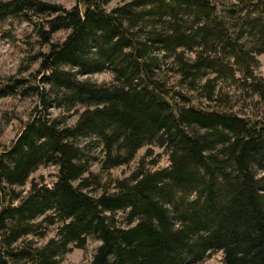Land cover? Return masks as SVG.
<instances>
[{
  "label": "trees",
  "instance_id": "trees-1",
  "mask_svg": "<svg viewBox=\"0 0 264 264\" xmlns=\"http://www.w3.org/2000/svg\"><path fill=\"white\" fill-rule=\"evenodd\" d=\"M111 1L0 0V24L21 18L48 45L36 55V85L0 75V99H39L0 153V264H62L68 244L85 248L89 236L100 241L91 264H199L215 252L224 264H264V118L233 113L237 100L207 76L222 49L264 52V0H221L220 10L218 0H125L108 9ZM245 26L255 41L249 52L239 41ZM60 31L67 37L54 40ZM105 71L113 82L82 78ZM253 89L264 98V79ZM153 143L169 152L168 167L112 176ZM47 164L58 167L53 186L32 181L21 197L14 187ZM56 222L45 245L24 241Z\"/></svg>",
  "mask_w": 264,
  "mask_h": 264
},
{
  "label": "rangeland",
  "instance_id": "rangeland-1",
  "mask_svg": "<svg viewBox=\"0 0 264 264\" xmlns=\"http://www.w3.org/2000/svg\"><path fill=\"white\" fill-rule=\"evenodd\" d=\"M52 3L61 4L67 8L76 5L77 0H45ZM125 0H112L107 6L108 9L120 5ZM221 0H218L219 10L222 9ZM226 3V0H225ZM39 18V17H37ZM238 15L234 16V27L238 25ZM243 37H240V45L249 52L253 46V34H250V28L244 27ZM67 31H60L54 36V40H63L67 37ZM241 47V48H242ZM48 51V45L42 43L34 27L31 23L24 21L21 18H8L0 24V75L5 79L26 78L30 79L31 83L36 85L41 75L36 79L39 69L40 60H36V55L40 51ZM226 48L220 50L218 59L222 64H217V68L207 72V76L215 80L217 90L221 93H228L234 97L238 104L234 108L233 113L243 117H259L264 118V98L253 89V83L258 80L261 82L264 79V52L252 51L246 57L238 49ZM238 55H236V54ZM192 59H195V53L187 54ZM171 63L172 58L168 57L165 60ZM220 65V66H219ZM83 79L92 82L109 84L114 80V74L105 71L97 73H89L82 76ZM206 78L201 81L204 82ZM25 88V87H23ZM38 97L35 95H20L7 96L0 99V153L9 148L22 132L25 124L31 120L34 110L38 105ZM198 102V100H195ZM203 105L208 104L202 100ZM61 113L60 109H53V114ZM75 117V116H74ZM99 148L96 151L99 152ZM146 155L145 162L140 164V159ZM143 165L145 169H162L170 165L169 152L162 146L156 143L146 144L142 147L134 160L128 164L111 170L113 177L124 178L131 175L139 166ZM96 172L101 171V165L95 163L92 166ZM58 167L56 165L47 164L41 166L32 174L26 186L14 187L16 192H19L21 197H26L30 194L32 181L41 182L48 186H53L57 179ZM87 191L94 195L102 193L100 188L90 187ZM15 204L18 200H14ZM124 211L117 213L116 219L118 225H125ZM42 217L34 220L33 223L41 222ZM38 225V224H37ZM61 222H56L53 225L43 223V225L35 228L33 232L24 237V241L33 247L45 245L50 239L57 237L58 229ZM43 232L44 234H40ZM22 240H20L21 242ZM100 241L94 236H89L85 248H78L75 243L68 244V248L72 247V251L61 256L62 264H91L93 255ZM57 253V252H56ZM23 264V262H20ZM199 264H224L223 253L215 252L210 257Z\"/></svg>",
  "mask_w": 264,
  "mask_h": 264
}]
</instances>
